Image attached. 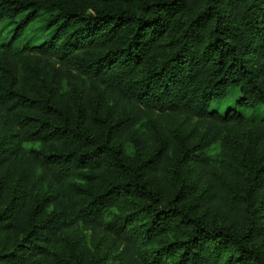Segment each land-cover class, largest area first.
<instances>
[{"label":"trees","instance_id":"1","mask_svg":"<svg viewBox=\"0 0 264 264\" xmlns=\"http://www.w3.org/2000/svg\"><path fill=\"white\" fill-rule=\"evenodd\" d=\"M259 108L264 0H0V264H264Z\"/></svg>","mask_w":264,"mask_h":264},{"label":"rangeland","instance_id":"2","mask_svg":"<svg viewBox=\"0 0 264 264\" xmlns=\"http://www.w3.org/2000/svg\"><path fill=\"white\" fill-rule=\"evenodd\" d=\"M238 97H239V92L231 90L228 97L225 100L221 102H215L212 107L217 108L220 111H223L228 106H235ZM243 113L251 120H259L264 116V108H259L255 111L244 110Z\"/></svg>","mask_w":264,"mask_h":264}]
</instances>
